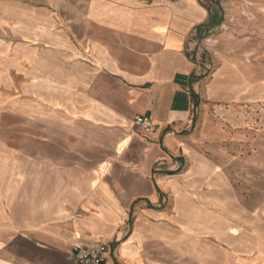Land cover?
Segmentation results:
<instances>
[{"label":"crops","instance_id":"obj_1","mask_svg":"<svg viewBox=\"0 0 264 264\" xmlns=\"http://www.w3.org/2000/svg\"><path fill=\"white\" fill-rule=\"evenodd\" d=\"M13 24L27 139L0 144V264L263 257L264 0H0Z\"/></svg>","mask_w":264,"mask_h":264},{"label":"rangeland","instance_id":"obj_2","mask_svg":"<svg viewBox=\"0 0 264 264\" xmlns=\"http://www.w3.org/2000/svg\"><path fill=\"white\" fill-rule=\"evenodd\" d=\"M25 3V0H19ZM21 25V24H20ZM13 24L0 30V144H25V28L17 31ZM37 139V138H30ZM2 146V145H0ZM20 146V145H18ZM15 152L25 153L24 148ZM245 219V217H243ZM264 236V208H258L250 219ZM263 258V262L258 259ZM249 264H264V255Z\"/></svg>","mask_w":264,"mask_h":264},{"label":"built area","instance_id":"obj_3","mask_svg":"<svg viewBox=\"0 0 264 264\" xmlns=\"http://www.w3.org/2000/svg\"><path fill=\"white\" fill-rule=\"evenodd\" d=\"M135 127L141 132H149L152 129V120L149 115H138L134 120ZM109 247L100 243L98 245L74 244L71 247L70 257L77 264H115L107 258Z\"/></svg>","mask_w":264,"mask_h":264}]
</instances>
